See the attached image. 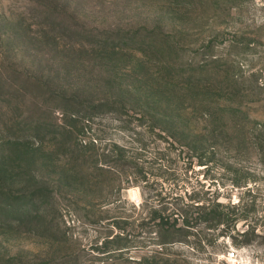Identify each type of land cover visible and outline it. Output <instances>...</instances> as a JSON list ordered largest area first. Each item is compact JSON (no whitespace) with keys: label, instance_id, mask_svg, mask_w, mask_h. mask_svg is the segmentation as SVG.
Returning a JSON list of instances; mask_svg holds the SVG:
<instances>
[{"label":"rangeland","instance_id":"obj_1","mask_svg":"<svg viewBox=\"0 0 264 264\" xmlns=\"http://www.w3.org/2000/svg\"><path fill=\"white\" fill-rule=\"evenodd\" d=\"M0 264H264V0H0Z\"/></svg>","mask_w":264,"mask_h":264},{"label":"trees","instance_id":"obj_2","mask_svg":"<svg viewBox=\"0 0 264 264\" xmlns=\"http://www.w3.org/2000/svg\"><path fill=\"white\" fill-rule=\"evenodd\" d=\"M5 162V161H4ZM195 202H199V201H195ZM213 205L214 206H212V208L214 209V208H216V209H218V208H220V207H223V205L221 204V203H219V202H213ZM196 206H199V207H201L200 206V203H198ZM202 207H206V206H202ZM234 208L236 207V205H234L233 206ZM228 216V214L227 215H224V213H220L219 215H218V217H217V219H219V221H223L225 218H226V220H228L227 217Z\"/></svg>","mask_w":264,"mask_h":264},{"label":"built area","instance_id":"obj_3","mask_svg":"<svg viewBox=\"0 0 264 264\" xmlns=\"http://www.w3.org/2000/svg\"><path fill=\"white\" fill-rule=\"evenodd\" d=\"M237 255H238V252L235 251V250L229 251V252L227 253V256H228L229 259H233V258H235Z\"/></svg>","mask_w":264,"mask_h":264}]
</instances>
